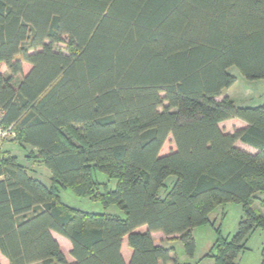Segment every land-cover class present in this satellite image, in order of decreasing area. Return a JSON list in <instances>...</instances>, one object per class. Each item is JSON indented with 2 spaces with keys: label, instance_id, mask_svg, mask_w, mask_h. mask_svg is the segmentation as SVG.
Masks as SVG:
<instances>
[{
  "label": "trees",
  "instance_id": "1",
  "mask_svg": "<svg viewBox=\"0 0 264 264\" xmlns=\"http://www.w3.org/2000/svg\"><path fill=\"white\" fill-rule=\"evenodd\" d=\"M65 36L67 53L54 47ZM231 67L264 79V0H0V126L51 172L47 185L17 156H1L0 256L181 264L152 232L178 235L193 256L194 229L240 203L237 231L218 226L208 255L237 264L264 230V210L253 206L264 192V103L240 107L225 93ZM231 119L245 125L227 132L221 123ZM170 136L175 150L163 154ZM60 188L124 216L63 204ZM54 232L70 241L71 259Z\"/></svg>",
  "mask_w": 264,
  "mask_h": 264
},
{
  "label": "rangeland",
  "instance_id": "2",
  "mask_svg": "<svg viewBox=\"0 0 264 264\" xmlns=\"http://www.w3.org/2000/svg\"><path fill=\"white\" fill-rule=\"evenodd\" d=\"M69 38L64 37L63 42L54 45L57 51L67 53L69 50ZM31 65L23 63L24 74H27ZM6 70V66H3ZM229 72L236 77V82L228 88L225 92L233 99L236 104L240 107H254L264 103V79L259 80H248L246 79L236 67H231ZM242 121L239 119H231L221 123V127L227 131L232 132L235 128L242 126ZM14 135H7L3 139H0V155L10 153L18 157L20 163L26 165L30 170V173L38 178L43 183L49 185L51 183V172L44 165L43 161L39 157H30V154L35 155L36 150L30 146L22 147L18 142L13 140ZM241 148L255 152V149L247 144L238 142ZM175 150V143L170 136L162 149L163 154H167ZM99 180L107 182L109 188L115 189L117 181L115 179L109 180L103 173H97ZM174 177L168 179V185L171 184ZM60 201L68 206L81 209L88 212H109L124 216V212L117 206L111 205L105 207L101 202L92 201L90 198H84L77 196L72 189H59ZM262 199H264V192L258 194V198L253 200V206L263 212ZM243 215L242 205L240 203H227L219 206L210 215L213 224L207 223L194 229V238L196 241V251L193 256L187 254L185 247L181 240L173 236H163V234H155V238L159 240L158 236L164 237V239H172L169 243V247L173 248L172 256L177 258L181 264H214V258L208 256L217 238L216 229L218 226L222 228L224 235L232 237L238 228V223ZM64 238L63 236H61ZM66 239V238H64ZM67 240V239H66ZM168 241V240H167ZM264 245V230L257 229L250 236L247 243V250L241 253L237 260V264H260L261 262V251ZM63 250H66V245L61 243ZM128 247V246H126ZM2 264H8L4 256H0Z\"/></svg>",
  "mask_w": 264,
  "mask_h": 264
},
{
  "label": "crops",
  "instance_id": "3",
  "mask_svg": "<svg viewBox=\"0 0 264 264\" xmlns=\"http://www.w3.org/2000/svg\"><path fill=\"white\" fill-rule=\"evenodd\" d=\"M227 121H229V120H227ZM242 126H240V127H243L244 125H245V123L242 121ZM1 156L2 155H0V158H1ZM146 226H142L141 228H140V230H146ZM155 234H163V236H165V238H166V236L167 235H165L164 233H162V232H160V231H157V232H152V236H153V238H154V240H155V242H156V244H161V245H164V246H167V247H169V243H170V241H172V239H164V237H162L161 235L160 236H158V238H159V240H157L156 238H155ZM53 236L57 239V241L59 242V244L61 245V243H64L65 245H66V250H65V252H66V254L68 255V257H69V253H70V251H71V249H72V245H71V243H70V241L67 239H64V238H62L61 237V235H59V234H57V233H53ZM168 237H170V236H168ZM171 238V237H170ZM126 246H128V244H127V239L125 238L124 239V242H123V247H122V252H123V256H124V258H125V260L127 261V262H129V260L131 259V256H132V250H131V248H129V246L128 247H126ZM6 259V258H5ZM69 259H71V257H69ZM7 260V259H6ZM7 262H8V260H7Z\"/></svg>",
  "mask_w": 264,
  "mask_h": 264
},
{
  "label": "built area",
  "instance_id": "4",
  "mask_svg": "<svg viewBox=\"0 0 264 264\" xmlns=\"http://www.w3.org/2000/svg\"><path fill=\"white\" fill-rule=\"evenodd\" d=\"M10 129H4L3 127L0 126V139H3L7 135H10Z\"/></svg>",
  "mask_w": 264,
  "mask_h": 264
}]
</instances>
